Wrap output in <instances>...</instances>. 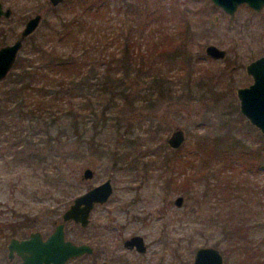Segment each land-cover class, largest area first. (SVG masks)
Returning a JSON list of instances; mask_svg holds the SVG:
<instances>
[{"label": "rangeland", "instance_id": "374dc122", "mask_svg": "<svg viewBox=\"0 0 264 264\" xmlns=\"http://www.w3.org/2000/svg\"><path fill=\"white\" fill-rule=\"evenodd\" d=\"M0 1L12 9L9 18L0 17V30H8V36L0 46L13 42L29 17L36 13L42 16L36 29L23 40L17 56L23 55L31 47L34 38L40 40L38 38L47 30L45 22L55 21L53 14L56 11L63 17L81 12L78 3L68 10L69 6L62 2L56 9H52L55 6L49 0ZM74 2L75 0H71V3ZM146 4L147 9L144 2L138 3L137 0H104L100 10L95 11V17L83 12V16H80L87 22L83 27L84 33L90 34L92 38L98 35L92 26L105 28L114 25L118 30L127 32L130 26L135 27L139 22L140 29L144 28L146 42L148 37L163 35L165 31H171L168 35L181 41V47L170 48L162 57V63L165 64L163 69L170 70L172 75L176 74L174 80H170L172 82L169 88L172 90L163 94L153 92L151 99L147 100V80L146 103L138 101L136 110L132 111L125 106L123 111L126 119L122 122V130L126 132L123 137L127 140L137 137L138 133L143 135V129L152 135V124L159 130L154 139L150 140L149 146L143 143V148L137 146L133 150L134 155L143 154L138 159L141 161L140 167L135 165L133 159H129V163L124 165L115 163L117 157L114 155V146L119 137L116 133L112 136L110 130L103 136L102 143L108 144L104 148V155L100 154L101 141L98 142L95 154L86 150L81 159L64 157L67 152L76 151L75 144L68 142L58 147L60 155L57 156V167L60 170L58 174H62L60 177L66 183L62 189L64 192L53 186L47 187L42 178L33 175V170L27 163L24 168L8 171L0 158V264H16L19 260L18 257L12 262L7 259L6 243L11 235V228L7 224L23 222V229L28 225L25 230L21 229L23 231L18 237L26 236L32 226L47 235L53 228L54 220L60 219L74 194L106 178H111L113 192L105 205L92 211L90 224L85 229H80L72 222L66 224L67 238L93 242L91 244L97 246L96 250L80 261L72 260L66 264H94L101 259L110 261L114 243L122 234V231L116 232L113 229V218L124 220L125 215L132 214L146 216V224L144 219H139L123 231L146 232V264H190L194 251L199 246L212 245L222 249L223 244L216 243L219 235L212 228L208 230L207 224L208 216L216 214L218 194L204 196L203 184L195 179L189 181L191 184L184 185L182 182L186 175L189 178L195 175L198 168L194 167L200 166L199 159L195 161V166L179 164L174 170L168 169L160 175L162 170H158L156 164H160L162 157H155L154 152L161 145L172 150L167 138L177 127L182 128L186 134L181 146L183 154L198 144L200 150L209 148L211 152L212 146L222 149L231 146L234 140L246 139V136L249 143L255 144L256 141L251 138L264 135L241 114L236 96L238 87L246 86L252 81L245 71L246 64L264 54V7L255 11L246 4H241L231 19L227 12L214 5L211 0H146ZM145 9L146 18L141 19ZM134 10L137 11L133 12ZM208 44L226 49L225 57L212 58L207 55L205 48ZM56 47L63 48L59 43ZM112 49L114 48H108ZM2 83L0 80V85ZM139 85L145 86L143 83ZM140 93L145 92L142 89ZM128 121L133 123V128L132 125H126ZM42 145L44 148L48 147V143ZM39 146L40 144H30L23 152L29 158L30 153L35 154L39 150ZM130 148L133 147L128 145L126 150L132 151ZM146 149L147 152L143 153ZM153 158L157 161L153 160L156 163L152 164V170L146 172V167L142 164L146 159L149 161ZM87 166L94 169V176L90 180H82V170ZM171 177L176 179L173 183L168 180ZM236 177L242 179L245 188L239 191L243 195H237V190L228 191L230 201L227 204L244 210L248 206L247 202H250L252 213H256L251 223H256L259 217L264 222L260 204L261 200L264 201V191L260 187L264 183V170L254 172L253 169L242 167ZM212 180L210 178V182ZM182 186H186L185 190H188L183 191ZM179 194L183 196L180 206L174 204V199ZM98 224H103L104 229L99 241L95 237V227ZM3 229L6 233H3ZM250 236L253 243L260 245L264 262V228H259ZM227 264H234V259H229Z\"/></svg>", "mask_w": 264, "mask_h": 264}, {"label": "trees", "instance_id": "16d2710c", "mask_svg": "<svg viewBox=\"0 0 264 264\" xmlns=\"http://www.w3.org/2000/svg\"><path fill=\"white\" fill-rule=\"evenodd\" d=\"M137 2H144L148 8L146 0ZM62 3L69 6L68 10L78 3L81 12L94 16L104 0H75L74 3L64 0ZM146 9L141 19L146 18ZM81 12L63 17L56 11L53 14L55 21L45 22L47 30L38 38L40 40L34 38L31 47L23 55L17 56L14 66L0 85V147H3L0 148V158L4 161L3 166L12 171L24 168L27 163L33 175L42 178L47 187L53 186L62 192L66 183L60 177L62 174H58V147L68 142L75 144L76 151L67 152L65 158L72 156L81 159L86 150L95 154L99 141L100 154L104 155V148L108 144L102 143L103 136L110 130L112 136L116 133L119 137L114 146L115 163L124 165L133 159L135 165L140 167L141 161L138 159L143 154L134 155L133 150L137 146L143 148L144 144L149 146L159 130L152 124V135L143 129L145 135L138 133L137 137L127 140L123 137L126 132L122 130V122L126 119L123 111L125 106L136 110L138 101L146 103L147 80V100L151 99L153 92L163 94L172 90L169 84L176 74L163 69L165 64L162 57L170 48L181 47L180 40L168 35L171 31L148 37L146 42L144 28L140 29L139 22L135 27L130 26L127 32L118 30L114 25L105 28L92 26L98 34L92 38L84 33L87 22L81 18ZM7 36V29L0 30V43ZM58 43L63 48H57ZM142 89L144 94L140 93ZM141 119L144 120V117ZM126 125L133 128L132 122L128 121ZM258 136L251 138L256 141L255 144L249 143L246 136V139L234 140L231 146L222 149L212 146L211 152L209 148L198 149L200 144L190 148L186 154L182 153V147L171 150L162 145L157 146L154 152L155 157H162L160 164H156L157 169L162 170L160 175L168 169L174 170L179 164L195 166V161L199 159L200 166L194 167L198 168V174L195 172L192 178L186 175L182 182L184 185L191 184L189 181L195 179L203 184L204 196L218 194L216 214L208 216L207 224L208 230L212 228L219 235L216 243L223 244L220 251L226 264L231 258L234 264H264L260 245L253 243L250 236L259 228H264V222L260 220L262 217L256 223H251L256 213H252L250 202H247L244 210L227 204L231 190L243 195L239 191L245 188L242 179L236 177L242 167L254 172L264 170V135ZM44 143H48L47 148L42 145ZM30 144L40 146L35 154L30 153L27 158V153L23 151ZM128 145L133 147L130 148L132 151L126 150ZM153 160L157 161L153 158L143 162L146 172L156 163ZM210 178H213L212 182ZM168 180L173 183L176 179L171 177ZM185 187L182 186L183 191L188 190ZM260 187L264 191V183ZM246 199L249 201V198ZM261 201L264 212V201Z\"/></svg>", "mask_w": 264, "mask_h": 264}, {"label": "water", "instance_id": "95a60500", "mask_svg": "<svg viewBox=\"0 0 264 264\" xmlns=\"http://www.w3.org/2000/svg\"><path fill=\"white\" fill-rule=\"evenodd\" d=\"M64 0H49L53 6H57ZM214 5L222 8L232 19L237 8L246 4L255 11L264 7V0H211ZM12 9L4 6L0 1V17L9 18ZM41 14L36 13L29 17L24 23L18 37L11 43L0 46V80L6 77L14 66L23 40L28 37L38 26ZM207 55L213 58H224L226 49L214 44H208L205 48ZM245 71L250 75L252 81L236 89L239 110L245 118L264 134V54L252 59L245 66ZM186 138L185 131L177 127L167 138L168 145L177 149L182 146ZM94 176V169L84 167L81 174L82 180H90ZM113 185L110 178L90 187L85 192L75 196L62 214V221L57 223L46 238L39 231L30 232L27 238L11 237L8 243L9 257L15 252L20 261L17 264H65L74 256H80L92 251V246L87 243H76L65 238L64 222L73 219L82 226L89 222V214L95 203L104 202L110 195ZM183 196L178 195L174 199L175 205H181ZM129 242H134L140 249H144L142 238L132 237ZM97 264H107L99 262ZM192 264H224V255L219 248L206 245L199 246L194 255Z\"/></svg>", "mask_w": 264, "mask_h": 264}, {"label": "flooded vegetation", "instance_id": "af4514ba", "mask_svg": "<svg viewBox=\"0 0 264 264\" xmlns=\"http://www.w3.org/2000/svg\"><path fill=\"white\" fill-rule=\"evenodd\" d=\"M213 58V57H212ZM170 147V146H169ZM173 149V148H172ZM111 179V178H110ZM98 184V183H97ZM94 186V185H93ZM90 187H92V186H90ZM89 187V188H90ZM89 188H87L86 190H88ZM86 190H84V191H82V192H80V193H78V194H74V196L72 197V199H71V201L70 202H68V204H67V206L72 202V200H73V198L75 197V196H77V195H79V194H81V193H83V192H85ZM112 192H113V189H112V191H111V193H110V195L108 196V198L104 201V202H97V203H95V205L93 206V208L91 209V211H90V214H89V222L87 223V225H85V226H82L80 223H76V222H74V220L73 219H69V220H66L65 222H64V234H65V238L66 239H70V238H67L66 237V224L68 223V222H72V224L73 225H78L79 226V228L80 229H85L89 224H90V222H91V214H92V211L96 208V207H98V206H103V205H105L108 201H109V199H110V196H111V194H112ZM179 195H181V194H179ZM178 196V195H177ZM176 198V197H175ZM175 204V203H174ZM67 206L65 207V209L67 208ZM64 209V210H65ZM64 210L62 211V213H61V216H60V219H57V220H54V224H53V228H52V230L54 229V227H55V225L57 224V223H59V222H61L62 221V214H63V212H64ZM114 219V224H115V226H113L114 228V230L117 232L118 230H120V231H122V234H121V236L120 237H118L117 238V241H115L116 243H114V247H113V249H112V253H111V257H110V261H108V260H106V259H101V260H98L97 262H95L94 264H97V263H99V262H106L107 264H146V251H147V247H148V244H147V241H146V232H131V233H126V231H123L124 230V228H126L129 224H132V223H134L136 220H139V219H144V223L146 224V216H139V215H136V214H132L131 216H129V215H125L124 216V220H120L118 217L117 218H113ZM113 221V220H112ZM22 224L23 225H25V223H23V222H18V224H7V227H10L11 229H10V231H11V235L9 236V239H8V241H7V243H6V250H7V259H8V261H10V262H12L14 259H15V257H18L19 258V260H18V262L20 261V257L15 253V252H13V256L12 257H9V255H8V253H9V249H8V243H9V240H10V238L11 237H16V238H19V239H22V238H27L28 236H29V234H30V232H32V231H39L40 233H41V235H42V237L43 238H46V236L50 233V232H52V230L47 234V235H44V233H42L39 229H36V227H34V226H32V228L29 230V232L27 233V235L26 236H23V237H18V236H20V235H18L20 232L22 233V231L23 230H25V228L28 226H26L24 229L22 228ZM102 226H103V224H98V225H96V229H97V231L95 232V237L97 238V240L99 241L100 240V235H102V233H103V231H104V229L102 228ZM14 228H16L15 230H14ZM21 229H23L22 231H21ZM3 231V233L5 232L6 233V230H2ZM20 233V234H21ZM134 236H139V237H141L142 238V245L141 246H143V250L142 249H140L137 245H136V243H134V242H129V240L132 238V237H134ZM93 238V237H92ZM70 240H72V241H74V242H76V243H87V244H89L90 246H92V251L91 252H86V253H84V254H82V255H80V256H74V257H70L66 262H65V264L67 263V262H69V261H80L83 257H85V256H87V255H90V254H92L95 250H96V247L97 246H93L91 243H93V242H91V243H89V242H87V241H81V240H79V241H75V240H73V239H70ZM96 244H98V243H96ZM95 245V244H94ZM99 245V244H98ZM204 246H206V245H204ZM198 248V247H197ZM196 248V249H197ZM196 249H195V251H196ZM195 251H194V255H195ZM194 255H193V259H194ZM193 259H192V261L190 262V264H192V262H193ZM17 262V263H18ZM16 263V264H17ZM159 264H161V262L159 263Z\"/></svg>", "mask_w": 264, "mask_h": 264}]
</instances>
